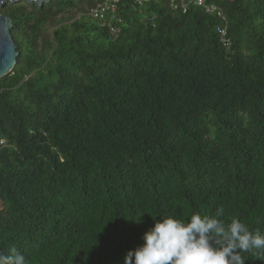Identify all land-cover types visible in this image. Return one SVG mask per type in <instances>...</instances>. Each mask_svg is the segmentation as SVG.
Returning a JSON list of instances; mask_svg holds the SVG:
<instances>
[{
	"label": "trees",
	"instance_id": "obj_1",
	"mask_svg": "<svg viewBox=\"0 0 264 264\" xmlns=\"http://www.w3.org/2000/svg\"><path fill=\"white\" fill-rule=\"evenodd\" d=\"M102 2L0 7L18 52L0 78V250L123 264L151 215L219 207L264 232V0H206L224 19L169 0L90 15Z\"/></svg>",
	"mask_w": 264,
	"mask_h": 264
},
{
	"label": "clouds",
	"instance_id": "obj_2",
	"mask_svg": "<svg viewBox=\"0 0 264 264\" xmlns=\"http://www.w3.org/2000/svg\"><path fill=\"white\" fill-rule=\"evenodd\" d=\"M151 216L153 226L143 233L142 244L126 251L123 264H245L242 254L264 257V232L251 230L238 217L226 219L222 207L182 219L163 213ZM0 264L29 261L11 246L0 250Z\"/></svg>",
	"mask_w": 264,
	"mask_h": 264
},
{
	"label": "built area",
	"instance_id": "obj_3",
	"mask_svg": "<svg viewBox=\"0 0 264 264\" xmlns=\"http://www.w3.org/2000/svg\"><path fill=\"white\" fill-rule=\"evenodd\" d=\"M119 0H103L101 4H98V6L90 9V15L94 17H103L106 10L115 11V6ZM138 6H141L142 4L146 3L149 0H133ZM206 0H169L170 6L173 8H180L183 12L186 11L189 4H196L200 6H204L206 12L214 13L221 19H224V13L222 10L214 5L209 4L206 5ZM220 40L222 44L226 47H229L231 44L230 39L227 37L226 34V28L224 26H217L216 27ZM111 30L113 31V27H111ZM2 138L0 136V143H2Z\"/></svg>",
	"mask_w": 264,
	"mask_h": 264
},
{
	"label": "water",
	"instance_id": "obj_4",
	"mask_svg": "<svg viewBox=\"0 0 264 264\" xmlns=\"http://www.w3.org/2000/svg\"><path fill=\"white\" fill-rule=\"evenodd\" d=\"M15 2L16 0H9ZM41 4L47 0H32ZM7 0H0L2 7ZM12 28L11 19L0 13V78L11 71L16 62L18 54L16 45L12 39L10 30Z\"/></svg>",
	"mask_w": 264,
	"mask_h": 264
}]
</instances>
